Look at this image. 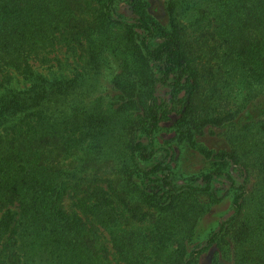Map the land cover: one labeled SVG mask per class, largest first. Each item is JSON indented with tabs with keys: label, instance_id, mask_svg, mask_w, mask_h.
<instances>
[{
	"label": "trees",
	"instance_id": "1",
	"mask_svg": "<svg viewBox=\"0 0 264 264\" xmlns=\"http://www.w3.org/2000/svg\"><path fill=\"white\" fill-rule=\"evenodd\" d=\"M164 2L0 0V264H264V0Z\"/></svg>",
	"mask_w": 264,
	"mask_h": 264
},
{
	"label": "rangeland",
	"instance_id": "2",
	"mask_svg": "<svg viewBox=\"0 0 264 264\" xmlns=\"http://www.w3.org/2000/svg\"><path fill=\"white\" fill-rule=\"evenodd\" d=\"M152 2V11L159 19H164V0H150ZM121 10L126 13H130L129 8L126 4L121 3ZM57 61L51 64V67H41L38 69L39 73L51 77L54 74L57 78L71 79L78 75L81 78H87L89 84L95 85L96 93L93 98H97L106 94L108 87L110 86L109 70L105 69L98 76L94 75L90 68H86L84 61L79 60L71 55L66 54L64 51L58 52ZM29 84L21 77H17L11 87L14 89H25ZM238 94L233 95L232 101L235 102L238 99ZM239 103V100L236 102ZM205 142L208 146H218V139L212 135H206ZM229 215V204L224 201L221 205L214 207L212 211L206 215L200 222V229L205 232L215 230L217 224L224 220ZM216 249L211 250L208 254L202 256L200 264H212Z\"/></svg>",
	"mask_w": 264,
	"mask_h": 264
}]
</instances>
